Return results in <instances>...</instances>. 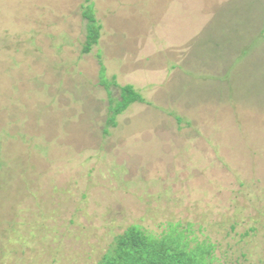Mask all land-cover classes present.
I'll list each match as a JSON object with an SVG mask.
<instances>
[{
    "label": "rangeland",
    "instance_id": "obj_1",
    "mask_svg": "<svg viewBox=\"0 0 264 264\" xmlns=\"http://www.w3.org/2000/svg\"><path fill=\"white\" fill-rule=\"evenodd\" d=\"M103 66L146 101L117 128ZM132 226L264 264V0H0V264H98Z\"/></svg>",
    "mask_w": 264,
    "mask_h": 264
},
{
    "label": "trees",
    "instance_id": "obj_2",
    "mask_svg": "<svg viewBox=\"0 0 264 264\" xmlns=\"http://www.w3.org/2000/svg\"><path fill=\"white\" fill-rule=\"evenodd\" d=\"M84 18L88 21L84 54H89L99 45L102 26L95 17L93 5L87 7ZM100 80L109 96L107 128H117L118 118L132 105L146 103L132 85L120 86L115 76L109 81L104 66ZM112 87L118 89L117 97ZM108 133V129L105 130V134ZM215 249L210 242L199 243L192 238L190 227L183 230L174 228L161 236H153L139 226H132L115 239L98 264H218L213 256Z\"/></svg>",
    "mask_w": 264,
    "mask_h": 264
}]
</instances>
